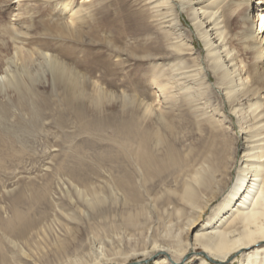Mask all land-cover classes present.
I'll return each instance as SVG.
<instances>
[{
    "label": "bare ground",
    "instance_id": "bare-ground-1",
    "mask_svg": "<svg viewBox=\"0 0 264 264\" xmlns=\"http://www.w3.org/2000/svg\"><path fill=\"white\" fill-rule=\"evenodd\" d=\"M11 1L1 0V4ZM53 1H55L57 12L65 14L64 22L61 24L45 22L43 29L38 31L32 28L33 19L29 20V24L25 22L27 25L19 27L15 25L16 20L11 19L10 23L12 22L11 25L14 24V27H0V93L13 91L16 94L22 89L25 92L29 91L31 87L28 81L47 70L50 86L55 85L61 88L64 101L72 109L76 120L83 126L85 123L83 76L56 54L51 53L53 49L44 37L62 33L64 30L77 34L76 27L72 25L78 18L80 19L81 8L79 7L83 3L79 2L77 7L73 0ZM153 1L169 2V0ZM179 1L182 8L184 5H190L187 13L203 42L205 51L203 57L200 51H196L190 35L184 31L178 32V63L174 65H178V101L181 105L191 107L190 114L196 122L199 134L190 146L183 144L176 135H171V126L164 121L162 125L165 127V132H162L156 127H143L140 120L132 118L119 126L118 130L126 134L115 138L118 144L115 157L117 154L128 157L133 153L135 155V157L131 155L132 158L134 157L133 160L145 169L148 178L154 176L164 180L167 175L177 176L175 181L181 178L178 185L174 182L176 187L170 191L178 201L174 212L178 214V218L182 217L184 222L182 221V225L179 222V232L171 239L162 236L165 239L154 238L148 244L136 245L129 240L134 237L132 235L133 237L124 241L122 238L118 239L119 242L116 245L111 241L112 244L109 247L100 244L98 248L87 252H84L77 235L71 230L72 227L64 223V234L55 237L51 245L52 251L58 254L63 263L207 264L209 260L215 262L232 260L239 264H264V63L260 62L264 56V36L262 35L259 39V48L255 51H249L248 49L254 47L244 41L249 36L257 37L259 33L256 31L264 27V20L262 21L264 0H256L255 5L246 0L248 2L245 6L233 5L223 12L221 4L224 0ZM42 2L46 3V0ZM14 12L16 11H12L9 16L20 19V13ZM180 12L178 10V23H181ZM238 17L244 20L240 23ZM231 31H235L234 35L237 34L236 36L241 40L237 45L239 48L228 37ZM9 40L12 42L19 40L22 45L13 44V52H11L8 47ZM184 50H187L191 60L185 57ZM246 55H249L248 60L245 58ZM205 59L207 65L204 62ZM190 61L194 63L195 68H190ZM209 72L213 73L214 78H211ZM156 73L150 81L158 91L166 95L167 85L171 81L163 79L166 74L163 69L156 70ZM45 87V85L38 86L41 90H45ZM105 93L96 85L93 95L95 103L101 102L99 98L107 97ZM21 101L19 99L18 106L21 111H25V105ZM154 106L151 102L146 103L143 108L151 113ZM226 108L237 116V125L244 135L240 159L237 156L240 147L236 145L234 138L236 127L226 114ZM204 130L207 136L203 134ZM132 141L136 143L133 151L130 147ZM3 151L0 149V164L7 159L4 156L7 152ZM11 153L8 157L13 154ZM137 163L133 161V165ZM138 181L141 183L140 179ZM112 183L115 188L125 192L126 200L138 204L134 207H126L120 215L123 226L131 227L129 230H138L146 216L145 207L139 204L142 197L140 183L137 182L139 186L134 184L128 176ZM22 191L8 199L10 204L4 207L11 213L10 216H3L0 212V248H8V241L12 244L7 249L10 256L0 254V264H12L20 258L19 253L23 252V248L27 250L23 253L30 256L29 251L34 249L31 246L37 242L35 236L39 234L40 221L34 218L35 214L31 206L25 209L21 207L25 199ZM94 193L93 199L87 200V204L91 208L101 207L106 197L97 191ZM33 197L37 201L42 199V196L37 193ZM207 213L209 215L204 219ZM144 227H146L145 224ZM34 230L36 233H33ZM166 234L168 237L169 234ZM117 237L119 238L118 235ZM138 238H136L137 241ZM14 239L21 241L19 243L23 248L17 245ZM123 242L125 247L119 245ZM196 248H200L198 253L194 250ZM190 249H193L196 255L186 257ZM38 250L43 255L39 247L36 252ZM137 256L140 258L132 261ZM42 258L43 256L38 254L37 262L41 263Z\"/></svg>",
    "mask_w": 264,
    "mask_h": 264
},
{
    "label": "rangeland",
    "instance_id": "rangeland-1",
    "mask_svg": "<svg viewBox=\"0 0 264 264\" xmlns=\"http://www.w3.org/2000/svg\"><path fill=\"white\" fill-rule=\"evenodd\" d=\"M73 1L77 7L79 2L83 3L79 7L81 20L78 18L72 25L76 27L77 34L64 30L62 33L44 37L53 49L51 53L56 54L83 76L84 125L81 126L72 109L64 101L61 88L50 86L47 70L28 81L31 87L29 91L25 92L22 89L20 93H16L17 95L13 91L0 93V112H2L0 113V149L2 152L3 150L7 152L3 154L7 159L0 164V212L3 216H10L11 213L4 207L10 204L8 199L10 200L23 189L25 199L21 207L25 209L31 206L35 214L34 218L40 221L39 234L35 236L37 242L31 246L34 248L33 251L28 250L30 256L23 253L27 250L19 243L21 241L14 239L17 245L23 248V252L19 253L20 258L12 264H66L51 248L53 239L64 234V223L72 227L71 230L77 235L81 247L87 252L98 248L100 244L109 247L111 241L116 245L118 239L122 238L124 241L133 236L132 240H129L136 245L148 244L154 238L171 239L179 232V222L180 225L184 222V219L178 218V214L174 212L178 201L170 191L178 185L181 178L176 180L177 183L175 181L177 176L167 175L164 180L154 176L148 178L145 169L133 160L135 157L133 153L128 157L118 154L115 157L118 149L115 138L125 136L124 131L118 130L119 126L132 118L140 120L143 127H156L162 132H165V127L162 125L164 121L171 126V135H176L186 145L191 146L198 136L196 122L190 114L191 107L181 105L178 101V65L174 66L178 63L179 31L187 32L196 51H200L203 57L205 55L203 42L187 13L190 5H184L182 8L179 0H169L163 2L164 4L153 0ZM248 1L255 5L256 0ZM248 1L224 0L221 4L222 12L233 5L243 7ZM1 3L0 0V27H14V24L10 23L11 19L16 20L15 25L18 27L27 25L25 22L29 24V20L33 19L32 28L38 31L43 29L45 22L49 24L64 22L65 14L57 12L53 0L48 2L46 0V3L42 0H12L7 4ZM178 10L181 11L179 16L181 23H178ZM12 11L20 13V19L10 17ZM243 20L238 17L240 23ZM235 33L231 31L228 37L237 46L241 40L236 36L237 34L234 35ZM256 33H259L257 37L249 36L244 40L254 47L248 49L249 51L259 48L258 43L261 36H264V27ZM13 44L22 45L19 40L15 42L9 40L8 47L11 52H13ZM183 53L188 60H191L187 50ZM248 57L249 55L245 56L246 60ZM204 62L207 65L206 59ZM260 62L264 63V56ZM190 64L191 69L195 68L192 61ZM160 69L166 73L163 79L172 83L169 84L171 87L167 85L166 95L158 91L150 81V78L157 74L156 70ZM209 74L214 78L212 72ZM40 85H45V90L38 88ZM96 85L107 94V97L99 98L100 103L99 101L95 103L93 96ZM19 99L24 103L25 111L20 110ZM151 102L152 106L155 105L154 110L148 113L143 106ZM226 114L236 127L234 138L236 145L240 147L237 153L240 159L244 135L237 125V116L228 108ZM203 134L207 136L206 130ZM130 147L133 151L136 143L132 141ZM8 152L13 153L10 155L13 158L8 157ZM131 155L134 157L132 158ZM133 161L137 164L133 165ZM127 176L138 186L140 183L138 179L141 180L139 187L142 197L139 204L145 207L146 216L138 230H129L131 227L127 228L120 222V215L125 208L138 204L126 200L125 192L115 188L112 183ZM94 191L106 197L101 207L91 208L87 204L93 199ZM36 193L42 196L41 200L34 199L33 195ZM208 213L204 219L207 218ZM36 230L33 233H36ZM165 232L169 234L168 237ZM112 233L114 236L111 235ZM123 243L119 245L125 247ZM11 245L8 241V248H0V254L10 256L7 249ZM37 247L43 254L37 251L43 256L41 263L37 262ZM199 249L194 250L198 253ZM190 250V254L188 253L186 257L196 255L193 249ZM138 258L140 257L137 256L132 261ZM149 261L152 263L151 259ZM207 264L239 263L228 260L223 263L208 261Z\"/></svg>",
    "mask_w": 264,
    "mask_h": 264
},
{
    "label": "water",
    "instance_id": "water-1",
    "mask_svg": "<svg viewBox=\"0 0 264 264\" xmlns=\"http://www.w3.org/2000/svg\"><path fill=\"white\" fill-rule=\"evenodd\" d=\"M209 261H211V262H215V261H213V260H209ZM215 263H223V262H215Z\"/></svg>",
    "mask_w": 264,
    "mask_h": 264
}]
</instances>
